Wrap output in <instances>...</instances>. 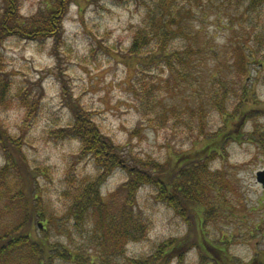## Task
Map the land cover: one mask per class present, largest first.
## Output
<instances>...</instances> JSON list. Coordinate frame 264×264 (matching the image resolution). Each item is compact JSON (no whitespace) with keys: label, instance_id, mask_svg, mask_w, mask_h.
Listing matches in <instances>:
<instances>
[{"label":"rangeland","instance_id":"374dc122","mask_svg":"<svg viewBox=\"0 0 264 264\" xmlns=\"http://www.w3.org/2000/svg\"><path fill=\"white\" fill-rule=\"evenodd\" d=\"M203 1V9L188 0L76 1L68 5L57 39H29L14 32L0 44L7 83L0 89V96L5 95L3 101L0 97V132L13 157L39 170V200L32 207L44 217L39 220L40 228L36 222V233L70 250L83 245L89 250L86 255L99 254L87 242L95 217L86 222L79 219L78 224L71 212L75 188L106 175L105 171L99 174L92 156L83 155L79 139L61 135L74 124L75 112H86L102 139L120 150L122 157L133 155L144 162L160 163L164 169L176 161L179 165L185 155H199L207 137L232 129L234 138L218 152L202 156L209 180L198 205L201 211L181 201L186 196H179L173 207L158 198L153 186L144 185L134 207L148 226L146 234L127 241L110 259L112 264H131L156 254L166 241L177 244L185 240L188 243L180 247L178 260L173 257L169 264H204L203 259L211 262L200 246L205 239L210 245L227 244L230 256L242 264H264V187L257 181L258 172L264 171V146L257 141L264 137V110H252L248 116L244 113L246 117L235 123L243 116L242 110H248L247 106L241 111L238 108L242 98L236 83L239 71L232 67L224 72L228 83L223 88L214 78L218 62L208 49L214 47L227 66H232L235 35L231 21L239 1ZM3 2L0 0V17ZM48 4L49 0H17V16L30 20L45 12ZM175 4L194 12V18L185 27L189 36L181 32L182 27L171 41V51L192 43L203 48L200 55L186 56V63L196 64L195 69L179 65L170 69L161 60L148 58L158 53L154 31L157 35L160 11L165 9L169 19L172 13L167 12ZM262 10L260 37L264 36V5ZM142 28L152 30L153 35L141 49V57H133L130 48ZM252 73L254 81L257 72ZM259 78L253 87L264 103V72ZM217 94L219 99L226 96L225 111L209 98ZM25 95L35 98L30 108L23 103ZM225 113L230 115L227 119ZM5 154L0 144V170ZM105 177L100 194L109 203L110 214L121 219L123 200L128 199L120 188L128 180L129 170L120 166ZM16 213L6 214L2 222H11ZM56 264L74 263L57 260Z\"/></svg>","mask_w":264,"mask_h":264},{"label":"trees","instance_id":"16d2710c","mask_svg":"<svg viewBox=\"0 0 264 264\" xmlns=\"http://www.w3.org/2000/svg\"><path fill=\"white\" fill-rule=\"evenodd\" d=\"M76 1L79 3L83 0H49L45 12H41L30 20H24L17 16V0H4V10L0 17V44L14 32L25 34L27 35L25 37L29 39H32L31 37H36L35 39L55 37L54 39H57L62 32L61 23L67 12V7ZM237 1L239 3L235 19L231 21L234 25L233 34L235 35L234 43L231 44L234 49L232 66H227V61L223 60L224 56H220L219 51L214 47L210 46L208 49L218 62V71L214 78L218 79L219 85L223 83V88H227L228 83L223 76L224 72L232 67L239 71L236 83L242 89V98L239 100L241 104L238 108L241 111L243 107H248L246 112L242 110L243 116L235 121L239 124L241 119L248 116L252 110H264V103L255 95L253 87L254 81H259V75L264 72V36L260 37L262 32L258 29L259 20L263 14L264 0ZM188 2L194 6L201 5L202 9L205 8L203 0H188ZM226 11L228 12V10ZM167 13H172L169 19L165 17V9L160 11L162 21L157 35L154 31L158 42V53L148 58L153 62L159 59L170 69H173L175 65L185 68L189 66V68L195 69L196 64L186 63V56H188L187 54H193L194 57L200 55L204 51L203 48L194 43L187 44L181 50L171 51L170 47L172 39L179 35L182 27L181 32L189 36L185 32V27L191 18H194V12L182 10L178 4H175L173 10ZM154 28L156 29L155 26ZM151 31L149 33V30L144 28L137 31L130 48L133 57H141V49L149 44L153 35ZM144 58L142 57V59ZM3 70V61L0 55V89L7 86L3 78ZM253 71L257 72L254 81L251 76ZM2 95L0 97L3 101L5 95ZM219 96L217 94L209 98L215 102L218 109L225 111L228 106L226 96H222L220 99ZM34 101L35 98L29 95L23 97V103L27 108H30ZM74 114V124L66 130H62L61 135L65 133L67 134L65 136L69 137L71 134L83 143V155L93 157L99 174L105 171L106 175H109L120 166L129 170V178L120 188L125 189L128 199L126 202L123 200L122 217L120 219L115 215L116 213L111 212L110 214L107 207L109 203L102 199L100 186L103 183V178H106L105 175L102 178L86 182L84 186H77L74 193L75 200L71 206V212L75 218L73 221H77L78 224L80 223L79 219L83 218L86 222V219L95 217L94 229L90 232L87 242L96 247L99 254L86 255L85 251L89 253V250L83 245L75 250H70L61 243L50 241L46 235L41 236L38 232L36 233L35 224L38 222L37 225L40 228L39 220L44 217L36 207H32V204L39 200V194L36 193V185L39 187V170L31 169L22 160L19 161L18 158L13 157L6 148L5 136H3L5 134L0 132V144L5 147L6 151V162L0 170V264H56L57 260L71 261L74 264H112L110 258L120 252L127 241L135 240L137 236L146 234L148 226L144 224L145 221L138 218L139 213L134 207L139 189L144 185L153 186L158 198L165 200L173 207L179 203V196H182L180 199L186 196L181 201H185L186 204L190 203L194 211H201L198 205L202 201L205 181L209 180L205 175L207 171L204 167L206 164H203L204 157L218 152L217 150L229 138H234L231 133L232 129L221 131L215 136H209L199 155H185L181 160L182 163L178 165L176 161L164 169L165 166L154 161L144 162L133 155L129 159L127 156L122 157L120 150H114L110 143L102 139L101 132L92 124L86 112L80 110ZM229 116L228 113H225V119ZM231 118L235 119L232 115ZM257 141L264 146V137ZM13 142L15 146L19 147L16 140ZM203 155L204 157H202ZM132 162L135 164L132 165ZM15 212H17L16 216L11 222H2L6 214L10 215ZM103 227L104 229H102ZM185 243V240L177 244L176 241H166L161 244L156 254L154 253L148 259L133 261L131 264H169L173 257L178 260V251L188 242ZM212 245L205 239L202 244L200 243L201 249H204V254L211 259L212 264H242L230 256L227 244L221 243L216 246L213 243ZM203 261L204 264H211V262H206V259Z\"/></svg>","mask_w":264,"mask_h":264},{"label":"water","instance_id":"95a60500","mask_svg":"<svg viewBox=\"0 0 264 264\" xmlns=\"http://www.w3.org/2000/svg\"><path fill=\"white\" fill-rule=\"evenodd\" d=\"M257 180L264 186V171H260L257 174Z\"/></svg>","mask_w":264,"mask_h":264}]
</instances>
